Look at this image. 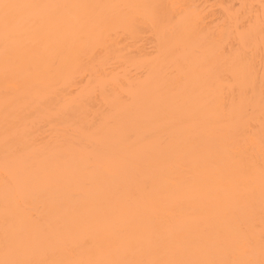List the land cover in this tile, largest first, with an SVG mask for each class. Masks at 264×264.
<instances>
[{
    "label": "bare ground",
    "instance_id": "6f19581e",
    "mask_svg": "<svg viewBox=\"0 0 264 264\" xmlns=\"http://www.w3.org/2000/svg\"><path fill=\"white\" fill-rule=\"evenodd\" d=\"M0 260L264 264V0H3Z\"/></svg>",
    "mask_w": 264,
    "mask_h": 264
},
{
    "label": "snow or ice",
    "instance_id": "6c2138e0",
    "mask_svg": "<svg viewBox=\"0 0 264 264\" xmlns=\"http://www.w3.org/2000/svg\"><path fill=\"white\" fill-rule=\"evenodd\" d=\"M28 7H36L32 5H19V4H10L5 3L3 0H0V14H2V19L5 27L6 33L8 30L16 23L19 12L18 10ZM0 264H34L32 261L24 260H0ZM88 264H97V262H88ZM121 264H131V262H121ZM150 264H216V262L206 261H196V262H150Z\"/></svg>",
    "mask_w": 264,
    "mask_h": 264
}]
</instances>
